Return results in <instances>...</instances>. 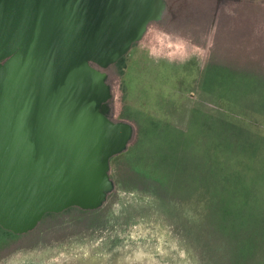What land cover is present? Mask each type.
Segmentation results:
<instances>
[{"label": "rangeland", "instance_id": "1", "mask_svg": "<svg viewBox=\"0 0 264 264\" xmlns=\"http://www.w3.org/2000/svg\"><path fill=\"white\" fill-rule=\"evenodd\" d=\"M196 12L182 25L166 27L168 18L152 22L125 56L123 74L118 66L109 69L115 116L131 121L137 132L128 150L111 161L116 188L106 203L50 213L33 231L9 236L0 246V264H240L231 238L206 203L197 201L198 183L192 179L180 188L149 169L148 147L140 142L148 139V122L189 134L207 114H221L264 138L260 99L242 106L229 101L223 91L234 89L220 85L223 73L211 68L231 70L226 76L238 89L241 80L251 86L249 72L264 80V44L257 35L264 33V0L225 6L210 38L211 16ZM174 34L179 38L172 39ZM237 160L248 177V158L240 153ZM253 188L262 209L264 180ZM242 264H264V246Z\"/></svg>", "mask_w": 264, "mask_h": 264}, {"label": "water", "instance_id": "2", "mask_svg": "<svg viewBox=\"0 0 264 264\" xmlns=\"http://www.w3.org/2000/svg\"><path fill=\"white\" fill-rule=\"evenodd\" d=\"M166 0H0V226L102 207L112 159L137 129L117 119L109 69Z\"/></svg>", "mask_w": 264, "mask_h": 264}, {"label": "trees", "instance_id": "3", "mask_svg": "<svg viewBox=\"0 0 264 264\" xmlns=\"http://www.w3.org/2000/svg\"><path fill=\"white\" fill-rule=\"evenodd\" d=\"M124 59L113 65L120 68V74L124 72ZM214 67L223 73L218 79L220 85L234 89L230 93L223 91L230 94L229 101L242 106L253 105L260 99L264 105V80L248 74L251 86L241 80L238 89L237 81L230 82L226 76L231 70L211 68ZM199 121L202 123L189 134L173 128L160 129L155 122H148L144 131L148 139L140 141L148 147L149 156L145 160L150 161L149 169L173 179L177 187L187 188L192 179L198 183L197 201H203L207 210L212 211L219 227L233 242L234 257L242 264L264 246V230L261 233L259 230L264 222V208H258L259 199L253 188L264 180V138L221 114H207L203 120L197 118ZM190 150L195 156L189 155ZM240 153L248 158L247 167L252 171L248 177L243 173L247 168L240 172L237 160ZM15 235L18 234L0 226V246Z\"/></svg>", "mask_w": 264, "mask_h": 264}, {"label": "flooded vegetation", "instance_id": "4", "mask_svg": "<svg viewBox=\"0 0 264 264\" xmlns=\"http://www.w3.org/2000/svg\"><path fill=\"white\" fill-rule=\"evenodd\" d=\"M246 1L248 0H166L167 7L162 19L154 22H163L164 19L168 18L165 24L166 27L171 26V24L175 26H177V24L182 25L180 20H186L190 18L194 14V11L197 10V12H202L205 15L211 16L212 18V22L209 25L210 27L209 38H210L216 26L218 25L217 22L221 17L222 11L224 10L225 6L232 7L235 6L236 4L237 5L241 4V2L245 3ZM161 31L165 32L164 29H161ZM182 33H187V31H184ZM177 35L179 34L171 35L172 36L171 38L177 39L178 37ZM125 264H130V263H125Z\"/></svg>", "mask_w": 264, "mask_h": 264}, {"label": "crops", "instance_id": "5", "mask_svg": "<svg viewBox=\"0 0 264 264\" xmlns=\"http://www.w3.org/2000/svg\"><path fill=\"white\" fill-rule=\"evenodd\" d=\"M257 35L260 37V42H261L262 44H264V43L262 42V41H264V33H258ZM255 36H256V35H255ZM250 40H251V38L246 39V40H245V43H246V41L249 42ZM248 42H247V43H248ZM260 42H259V43H260ZM247 43H246V44H247ZM249 43H250V42H249ZM247 49H248V48H247L246 46H245L244 48H242V50H245V51H246ZM248 50H249V49H248ZM261 50H263V51H261V52H262V55H263L264 47H262ZM249 74H251V73L249 72ZM255 75H256V74H255Z\"/></svg>", "mask_w": 264, "mask_h": 264}]
</instances>
